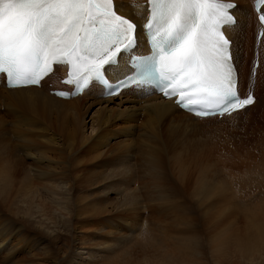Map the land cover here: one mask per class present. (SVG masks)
<instances>
[{"label": "rangeland", "instance_id": "374dc122", "mask_svg": "<svg viewBox=\"0 0 264 264\" xmlns=\"http://www.w3.org/2000/svg\"><path fill=\"white\" fill-rule=\"evenodd\" d=\"M244 7L248 11L247 19H251L256 26V17L251 11L252 0H244ZM243 30V44L247 43L249 48L256 46V28H249L247 24ZM252 55L249 50V71L254 61ZM263 77L264 69L259 77L264 83ZM242 93L246 94L247 91L242 89ZM0 107V116L3 118L2 121L0 117V139L7 140L15 152L14 164L0 175V264H12L8 263L11 260L19 263L22 259L26 262L31 260L32 251L36 253L38 250L37 247L34 249L35 243L42 244V253H47L46 258L42 256L41 264H60L68 259L72 251L90 249L98 253V249H110L109 245L115 247L114 251L106 254V258L97 264L205 263H194L197 256H191L187 249L175 245L179 241L177 235L165 241V230L161 228L160 233V229L153 224L154 207H165L171 211L176 206L175 201L159 200L163 195L174 193L168 184L174 183L172 187L177 186L179 191L189 193L194 188L189 179L200 182L205 174L212 175L216 169L220 170V180L230 183L234 192H243V185L235 178L246 177L250 171L244 169L238 161L248 154L256 159L264 151V139H261V133L264 135L262 108L252 113L251 116L255 118L243 113L230 120L174 128L176 137L173 138L170 130H167L169 127H161L157 134L145 129L143 116L135 119V129L131 132L128 130L129 125L120 120L114 122L110 119L105 126L101 122L102 115L98 113V106L87 109V105L84 109L81 129H78V121L73 116H64L55 108L45 113L48 116H41L44 113L39 112L35 118L36 124L29 125L27 120L31 117L24 119L18 112L19 118L16 119L18 116L13 115L6 104ZM152 150H162L163 167L160 172L162 176L166 175L161 186L149 183L146 161L150 160ZM202 155L205 158H200ZM174 156L179 158L178 164ZM225 161L228 162L225 164ZM254 162L261 163L256 160ZM250 173L260 174L257 171ZM49 178H53V181ZM25 179L32 180L37 195L17 196ZM52 184L64 185L67 190L65 193H57L56 190L55 194H50L47 187ZM126 191L128 194L133 192L139 199L137 201L141 206L138 209L129 208ZM16 201L18 206L15 208ZM28 213L42 221V230L36 225L25 226ZM242 224L239 221L236 225ZM37 258L33 261H38ZM250 259L244 257L234 262L264 264L262 255L258 263ZM208 263L214 264V261Z\"/></svg>", "mask_w": 264, "mask_h": 264}, {"label": "snow or ice", "instance_id": "6c2138e0", "mask_svg": "<svg viewBox=\"0 0 264 264\" xmlns=\"http://www.w3.org/2000/svg\"><path fill=\"white\" fill-rule=\"evenodd\" d=\"M149 5L145 28L153 55L135 59L139 75L158 74L165 97H178L179 106L199 117L254 103L251 95L237 93L224 34L236 23L235 5L223 0H149ZM260 20L264 23V14ZM136 27L117 13L114 0H0V75L10 87L34 86L55 65L69 66L66 83L79 92L104 81L120 55L135 47Z\"/></svg>", "mask_w": 264, "mask_h": 264}, {"label": "bare ground", "instance_id": "6f19581e", "mask_svg": "<svg viewBox=\"0 0 264 264\" xmlns=\"http://www.w3.org/2000/svg\"><path fill=\"white\" fill-rule=\"evenodd\" d=\"M142 1L144 0H114V5L116 6L117 12L136 22L139 27V32L146 15L145 9L141 6ZM224 1H232L236 3V8L233 12L236 16L237 23L233 28L227 29L226 31L230 39L233 41V57L236 62L239 74L240 92L242 93V89L243 91H249L251 86H253L256 101L253 105L242 109L240 112H237L228 118L222 119L223 121L225 119L227 120L229 118H235L237 117V115H242L243 113H248V115L250 114L249 116H251L252 113L254 114V112L258 108L264 109V83L259 80V77H261V75L263 74L264 69V36L261 39L259 49L254 45L249 48L247 43L243 44V34V38H245L243 27L247 26L248 24L249 28H256L257 33L259 26L257 23L256 26H254V22L252 23L251 19H247L248 11L247 8L244 7V0ZM135 4L137 5L135 6ZM249 50H251V53L253 54L252 58L254 59V61L259 60V67L255 73V77L252 76L253 64L250 71L248 68L250 60V58L248 57ZM136 52L139 55H144L149 52L140 33L138 34V44L136 47ZM56 71L61 76H65L66 69L59 67L56 69ZM107 72L110 78L115 82L123 78L126 74H129L130 70L126 68L124 61H121L118 68H109ZM49 84L52 85V88H48ZM245 85L246 87L243 88ZM64 88V86H61L57 82L56 77L48 78L40 88L8 90L1 85L0 105L6 104L7 109H9L10 112H13V115L18 116L16 119L19 118V113L22 114V117L24 119H27L28 116L31 117L27 120V123L29 125L36 124L35 118L37 117L39 112L44 113V115L42 114L41 116H45L48 114H45L48 110L52 111L55 108V110L57 109L59 113L61 112L62 114H64V116H73L74 119L78 121L76 123L78 125V129L82 128V116L84 114L83 111L85 112L84 109L87 108V105V109L98 106V113L102 115L101 122L105 126L107 123H109L110 119L111 121L113 119L114 122L120 120L124 124L129 125L128 130H130L131 132L135 129V125H133L135 119H139L141 116H143V127L145 129L152 132V134H157L161 127L165 126V129L166 127H169V129L167 128V130H170V136L173 138L176 137V131L174 130V128L178 129V127L183 128L184 126L190 124L198 125L217 120L216 118L205 120L194 118L191 115L179 110L177 106L172 103V101H164L156 95L140 97L131 92H124L120 96L115 98H103L101 96V89L97 86L90 87L87 92L82 94L81 97L70 100L58 99L49 94L50 90H58ZM253 117L251 116V118ZM178 137L180 136L178 135ZM261 139H264V135L262 133ZM133 141L135 140L133 139ZM142 141L145 142L146 140L142 139ZM148 143L151 144L150 142ZM161 149L163 150L164 154V149L162 147ZM162 150H157L158 152H154L152 150L153 153L151 154L150 160L146 161V171L150 179L149 183L151 185L153 184V186H161L166 175L163 174L162 176L160 172L161 168L163 167L161 166L163 161L161 155ZM209 150L208 152H211ZM13 153L15 152L12 148H10L8 141L0 139V175L4 171H6L9 166L14 164L15 161L13 160ZM200 158L203 159L205 157L204 155H202ZM196 160L199 161L198 159ZM240 160L241 161H238V163L243 166L244 169L249 170L250 172L257 171L261 175H264V151L256 159H252L251 155L248 154L247 156L242 157ZM253 160H256L257 162L260 161L261 163H253ZM175 161L177 162L176 164H178L179 158H176ZM227 162L228 161H225L224 163L226 164ZM235 166H237V164H235ZM219 171V169H216V171H214L212 175L205 174L200 182L189 179V183L194 184V188L191 189V192L189 191V193L179 191V188V190L176 189L177 186L176 188L172 187L173 185L171 184L174 183L168 184V186L170 185L174 193L163 195V197H161L159 200L167 201V199H170L172 201H175L176 206H174L170 211L168 208H155L153 205V224L160 229V233H162L161 228L163 229L162 231L165 230V241L166 239L169 240L168 238L172 239L173 235H177L179 237V241L175 245L179 244L177 246L187 249V253H189L191 256H197L194 263H196V261H203L205 263L201 264H206L210 260H213L214 264H238L234 261L242 260L244 259V257H247L248 259L251 257L250 260L252 262L258 263L259 256H264V177H260V174L258 173L249 172L247 175L245 174L246 177L235 178L239 180L238 183L241 186L243 185V192H239L237 194L236 192H234V188L231 187L230 183L220 180L221 177L218 174ZM49 180L53 181V178H49ZM234 180H232V185L234 184ZM31 181L32 180L30 179H25L23 186L20 187V189L16 193L18 194L17 196H25L26 194L37 195L35 184ZM179 181L177 183H179ZM190 188H192L191 185ZM47 189L50 194H55L56 190L57 193H65L67 190L64 185L57 186L55 184H52V186H48ZM126 197V203L128 204L129 208L138 209L139 206H141V203L137 201L138 198H136V195L133 192L128 194L126 191ZM19 200L21 201L22 198H19ZM17 201L14 205L15 208L18 206ZM25 221H27L25 223V226L29 224L31 226L36 225L40 229L43 228L42 221L33 214H26ZM239 221L243 223L242 226L236 225ZM46 229L49 230V228ZM158 235L160 237L159 233ZM161 242H163V240ZM33 246L34 249L35 247H37L38 250L37 252L35 251L36 253H33L32 251L30 255L32 258L31 260L26 262L22 259L20 263L18 261L11 260L8 263L41 264L40 261L43 260V257H47V253H42L44 251V247L42 244L35 243ZM109 246L110 249L107 250L105 248L98 249V253H94L95 250L93 251L90 249L72 251L68 256V259L62 261L60 264H97L101 259L106 258V254L114 251L115 247L112 245ZM31 247L29 248L30 251L33 249V247L32 249ZM35 258H37L36 260L38 261H33V259Z\"/></svg>", "mask_w": 264, "mask_h": 264}]
</instances>
